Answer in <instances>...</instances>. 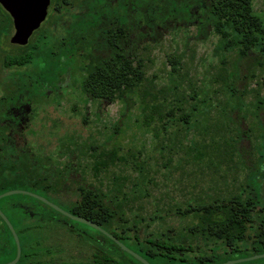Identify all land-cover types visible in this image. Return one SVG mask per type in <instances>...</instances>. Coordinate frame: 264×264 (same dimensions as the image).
I'll return each instance as SVG.
<instances>
[{
  "label": "trees",
  "instance_id": "obj_1",
  "mask_svg": "<svg viewBox=\"0 0 264 264\" xmlns=\"http://www.w3.org/2000/svg\"><path fill=\"white\" fill-rule=\"evenodd\" d=\"M254 2L56 0L49 30L37 34L38 38L25 47L22 54L9 56L5 61L7 69H20V94L24 99L20 113V163L25 162L30 170L24 169L21 180L33 189H41L53 197L58 195L64 206H57L67 212L102 228L110 227L113 236L150 264H216V253L224 250L237 254L245 247L253 256L264 254V183H254L255 177L252 178L248 168L240 166L245 161L243 156L236 160L240 156L242 134L247 132L240 128L241 134L233 138L232 126L220 119L214 126V134L219 139L210 145L187 144L190 130L196 127H188L186 133L185 128L190 126L191 120L200 116V121H206L207 113L200 111L219 107L212 102L210 95L216 91L212 89L213 85L222 84L224 91L232 95L231 111L235 113L242 109V94L233 85L236 76L223 68L200 94L190 86V91H186L183 59L178 54L169 58V84L157 87L146 76V63L150 61L146 56L151 47L161 43L165 33L172 34L179 29L188 31L191 27H197L202 37H208L210 31L218 37L217 54L220 51L230 54L236 50L240 59H247L253 53L264 59V18L257 14ZM261 83L264 87V78ZM69 90L80 91L85 97L83 107L86 102L96 105L98 110L105 104L117 102L122 103L127 111L138 106L142 127L151 131L155 139H160L161 135L163 139H169L172 147H167L171 153L193 155L191 161L184 160L186 165L198 161L207 162V166L208 163L215 165L210 169L211 175L213 178L217 176L221 186L214 187L210 181L208 189H201L183 205L174 206L172 215L181 221L189 220L190 225L181 230L167 228L156 233L149 229L154 223L164 221L167 214L147 219L140 215L132 220L128 218L125 208L138 192L127 194L120 185L112 195L104 191L105 173L111 167L126 163V159L120 155V147L108 149L77 128L63 127L64 122L58 118L53 102L68 94ZM257 104L258 110H264V97ZM72 109L79 108L73 104ZM77 114L82 115L79 110ZM235 124L240 126L239 121ZM85 129L87 131V127ZM160 149L165 150V146ZM171 161L172 158L167 166ZM178 162H182L181 159ZM237 165L239 168H233ZM138 170L145 177L142 169ZM210 171L200 168L199 174L205 176ZM244 171L247 172L243 178L234 173ZM231 175L234 180L229 183ZM77 176L83 178L80 183L75 179ZM199 181L203 182L201 176ZM71 185L73 190L68 188ZM196 186L193 184L194 188ZM143 189L138 195L146 198L149 195ZM3 193L1 191L0 195ZM34 193L45 197L36 190ZM24 197L28 199V196ZM29 198L37 204H17L14 196L0 200L1 210L20 238L22 255L18 264H58L50 257L54 251L49 247L40 253L29 246L24 251L21 235L29 236L34 231L38 236L45 223H65L60 218L79 223ZM0 223V228L5 230V235L0 237V250L11 262L16 258L17 246L1 218ZM16 223L20 225V233ZM94 231L105 238L110 247L103 241L93 240L95 251L91 260L59 263L142 264L112 240ZM255 262L261 263L264 259L242 264Z\"/></svg>",
  "mask_w": 264,
  "mask_h": 264
},
{
  "label": "rangeland",
  "instance_id": "obj_2",
  "mask_svg": "<svg viewBox=\"0 0 264 264\" xmlns=\"http://www.w3.org/2000/svg\"><path fill=\"white\" fill-rule=\"evenodd\" d=\"M254 5L257 14L264 18V0H255ZM47 25L43 29L47 28ZM37 38L38 35L35 34L33 41ZM3 41L7 48L0 45V95L3 92L5 94L6 90L8 91L9 87L12 86L10 81L9 83L5 82L6 76L11 74L3 70L4 58L6 55L10 56L12 53H17L14 52L17 48L11 46L7 39H3ZM217 42L218 37L212 31H210L208 37H202L197 27H191L188 31L179 29L172 34L165 33L161 43L152 46L146 56L150 59L146 63V76L149 80L154 81L157 87L169 84L171 82L169 58L178 54L183 59V76H185L183 83L186 91H190V88H188L190 86L200 94V91L206 89L208 82L214 79L221 69L226 68L231 71L236 76L233 85L243 97L241 102L243 110L239 108L235 113L231 111L232 95L224 91L225 87L222 84L213 85L212 89L216 91H210V95H212V102L215 105L218 104L219 107L212 108L210 111L207 109L200 111V113H207L208 118L206 121H200V116H196L191 120L190 126L188 125L185 128L186 133L188 127L190 128L193 125H196V127L190 130L187 144L192 145L193 142H196V144L210 145L213 140L219 139V136L214 134V126L220 119L225 124L232 126L231 136L233 138L240 135L241 130H245L247 134H242L239 144L240 156L236 160L238 161L243 156L245 161L240 166L243 169L248 168L252 178L255 177L254 183L261 181L264 183V163L261 161L264 160V110L256 108L258 100L264 97V87L261 83L262 78H264V59L256 53L251 54L247 59H240L236 50L230 54L221 51L217 54L215 52ZM224 62L226 64H223ZM238 96L239 94L236 95V97ZM84 100L85 97L82 94L79 93L75 96L70 90L66 99L60 100V103L57 102L58 105L57 103L53 105H57V116L62 118L64 128H77V130L88 135L89 139L105 144L108 149L120 147V155L126 159V163L111 167L110 171L105 173L104 191L110 192L112 195L120 185L123 192L127 194L134 191L140 193V190L145 187L146 189L143 190H147L149 196L146 198L139 197L138 193H135V199L130 200L125 209L128 212V218L131 220L135 219L136 215L147 219L158 214H167L164 221H158L152 225L149 229L150 232L159 233L167 228L181 230L182 227L190 225L189 220L181 221L172 215L175 210L174 206L183 205L191 195L199 194L201 189H208L210 181L214 184V187H220L221 184L217 181V176L213 178L212 171H210L211 168H215V165L208 163L207 166L205 161H198L200 164L189 162L186 165L184 160L191 161L193 155H185L182 152L178 154L171 153L169 150L172 146L169 139H163L162 135L160 139H155L151 131L142 127V116L138 106H133L130 111H127L122 103L117 102L105 104L98 110L97 106H92L90 102H86V107H83L82 102ZM73 104L78 106L79 114L82 115L77 114L78 110L73 111ZM52 110L55 111L54 108ZM224 110L225 112H223ZM228 111L231 113H228ZM85 112H87V115L83 114ZM84 119H86V123L83 124ZM235 121H239L240 126L235 124ZM84 126L87 127V131ZM205 126H207V129H204ZM196 128L198 129L196 130ZM162 145L165 146L163 151L160 149ZM11 157L12 160H3L4 158H2L3 161L0 165L3 164L9 169L10 166L14 165V162H18L16 170L8 172L11 176L14 174L17 177L5 178L6 175L2 174L0 192L26 191L34 193L36 190L37 193L49 198L56 205L64 206L58 195L53 197L41 189H33L22 181L20 179V155L11 154ZM171 158L172 161L167 166L168 160ZM178 159H181L182 162H178ZM199 167L210 172H207L205 176L201 175L199 174ZM237 167L239 168L238 165L233 168ZM138 169H142L145 177L140 175ZM219 169L221 170L222 167L219 166ZM246 172L234 173L243 178ZM200 176L203 178V182L199 181ZM75 179L79 183L83 180L80 176L75 177ZM233 180L234 177L231 175L229 183ZM229 183L227 182V184ZM193 184H197V186L194 188ZM68 188L70 190L74 189L72 185ZM262 192L264 195V185ZM13 196L17 204H20V202L37 204L29 196L28 199L24 197L26 195ZM60 220L65 221V223H45L42 225L38 236L34 231L30 232L29 236L28 234L21 235L24 251L29 246L40 253L49 247L54 251L50 257L58 264L61 261L82 263L92 259L95 251L94 246H92L93 240L103 241L104 244L110 247L111 244L94 230L72 223L64 218H60ZM15 227L20 233V225L16 223ZM103 229L110 234L113 232L110 227ZM241 251L244 253L236 254L222 250L215 254V263L223 264L227 261L253 256L252 252L246 247L241 248ZM117 252L120 254L119 251ZM244 255L246 256L243 257ZM7 263L9 262L6 254L0 250V264ZM254 264H264V262H255Z\"/></svg>",
  "mask_w": 264,
  "mask_h": 264
},
{
  "label": "flooded vegetation",
  "instance_id": "obj_3",
  "mask_svg": "<svg viewBox=\"0 0 264 264\" xmlns=\"http://www.w3.org/2000/svg\"><path fill=\"white\" fill-rule=\"evenodd\" d=\"M71 1H76V0H71ZM55 3H56V0H50V4H49L48 10H47V18H46L45 22L41 25L40 29L34 32V34L32 35V37L29 40L28 45L31 43V41L33 42V36L35 34L37 35L38 33L40 34V33H43L45 31L49 30V28H50L49 25L52 23L51 21H52L54 10H55ZM18 5H19V14H20V0H19ZM46 24H48L47 28L43 29L46 26ZM15 31L16 30H15V25H14V19H13L11 13L0 2V45H3V48H7L5 42L3 41V39L4 40L7 39L9 41V43L11 44V46L17 48L14 51L17 53H12V54L19 56L20 54H22L24 52V48L27 47L28 45L20 46V45L12 44L11 39H12ZM12 54L10 56H12ZM7 57H9V55H6L4 58L3 70L7 73H10L11 75L10 76L7 75L5 78L6 81L5 80L4 81L8 82V83L10 81L12 86L9 87L8 91L6 90L5 94L3 92V93H1L2 95H0V163L6 159L12 160L13 158L11 157V154H16V155L19 154L20 155V141H22V138L20 139V113H22V111H23L22 109H23L24 99H23L22 94H20V69L19 70L7 69L5 67V61H6ZM11 87H13V88H11ZM71 91L73 92V94L75 96H77L80 93V91H73V90H71ZM69 92H70V90H69ZM67 95L68 94H66L60 98H57L53 103H57L60 100L66 99ZM20 105H22V107ZM57 105H58V103H57ZM57 105H55V107H57ZM2 158H4V159L1 160ZM14 161H16V160L14 159ZM17 163L18 162H14V165L10 166L9 169H7L6 166L1 164L0 165V180H2V178H1L2 174L6 175L5 178L17 177V175L13 174V176H11L10 173L8 174L9 171H15L16 170V168H17L16 164ZM24 163H22V162L20 163V179H22L24 176V169L27 172L30 171L29 168L27 166H25ZM72 176H70V177H72ZM41 197H43V196H41ZM43 198H45V197H43ZM0 210H1V208H0ZM5 216H6V214H5ZM2 221H3V219H2ZM0 226H2L1 223H0ZM1 234L5 235L4 229L0 230V237H1ZM64 263H66V262H64Z\"/></svg>",
  "mask_w": 264,
  "mask_h": 264
},
{
  "label": "water",
  "instance_id": "obj_4",
  "mask_svg": "<svg viewBox=\"0 0 264 264\" xmlns=\"http://www.w3.org/2000/svg\"><path fill=\"white\" fill-rule=\"evenodd\" d=\"M0 2L9 10V12L11 13L14 19V25L16 31L11 39L12 44L20 45V46L28 45L29 40L34 34V32L40 29L41 25L45 22L47 18V10L50 4V0H20V14H19V5H18L19 0H0ZM13 195H26L41 201L42 203L46 204L47 206H49L56 212L60 213L64 217L72 220L73 222L83 224L100 232L101 234L112 240L115 244H117L122 251L126 252L127 254L138 260L140 263L150 264L147 260H145L143 257L135 253L127 246H125L115 236L105 231L102 227H100L96 223L87 220L83 217L75 216L37 194L26 191H10L0 195V200ZM0 217L3 219V221L6 223L7 227L9 228L17 246L16 258L7 264H18L22 255L20 239L17 235L15 228L1 210H0ZM262 259H264V254H257L247 258H241L234 261H227L223 264H242V263H248Z\"/></svg>",
  "mask_w": 264,
  "mask_h": 264
}]
</instances>
